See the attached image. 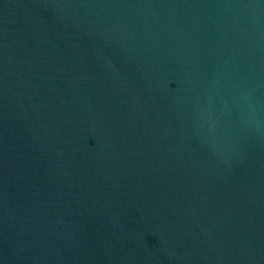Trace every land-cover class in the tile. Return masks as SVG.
<instances>
[{"label":"water","instance_id":"95a60500","mask_svg":"<svg viewBox=\"0 0 264 264\" xmlns=\"http://www.w3.org/2000/svg\"><path fill=\"white\" fill-rule=\"evenodd\" d=\"M0 264H264V0H0Z\"/></svg>","mask_w":264,"mask_h":264}]
</instances>
